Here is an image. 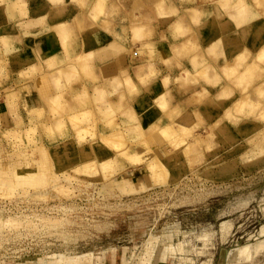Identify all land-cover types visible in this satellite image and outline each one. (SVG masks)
Masks as SVG:
<instances>
[{"label":"rangeland","instance_id":"1","mask_svg":"<svg viewBox=\"0 0 264 264\" xmlns=\"http://www.w3.org/2000/svg\"><path fill=\"white\" fill-rule=\"evenodd\" d=\"M76 1L84 11L83 17H90L91 8ZM19 7L21 13L26 14L22 6ZM103 12L95 18L92 16L93 19L105 15ZM52 28L64 38L68 54L69 43L73 42L70 23L56 22ZM136 29L135 34H143V27L141 31L139 27ZM88 53H85L88 59L83 56L74 59L82 65L84 77L91 78V69H83L93 56V52L90 56ZM257 59L263 61L264 53ZM47 63L51 69L55 62L50 58ZM54 74L50 76L55 77ZM57 75L71 81L76 78L74 65L71 70L59 71ZM49 89V85L42 82L38 86L43 108L53 118L51 123L42 124L49 138L64 136L63 117L66 116L75 130L78 145L99 140L97 148H104L99 149V158L93 156L73 166L61 167L66 160L59 148L46 151L40 147L32 158L26 153L12 154L30 144H43L31 140L25 145L19 132L4 133V140L8 144V140L13 139V146L12 149L9 145L8 148L0 146V264H61L64 254L69 264H76L81 255L91 254L92 260L84 263L264 264V104L256 107L249 103V97L245 98L246 105L239 104V111L243 112L239 114L245 116L241 121L258 115V128L250 135L234 139L217 136L212 129L208 133H193L176 123L164 127L152 125L147 129L135 125L137 130L129 133H125L128 127L118 128L106 136L98 133L96 125L98 122L113 125L117 111L107 103L105 89H100L101 95L100 90L95 89L90 95L85 87L76 97L81 100L94 96L92 107L80 109H88L81 114L72 110L64 115L61 91L52 94ZM259 96H264V91H260ZM161 100L164 108L166 104ZM98 104L104 106L103 117L93 119L94 106ZM250 108L257 109L249 111ZM245 110L248 112L244 113ZM238 120L235 118L234 122ZM84 121L88 123L81 127ZM159 130L169 140L175 135L178 139L175 142L184 146L175 149L158 138L149 143L155 148L153 155L167 166L169 175L159 163L160 172L154 174L155 185L120 193L113 181L120 178L136 184L144 181L143 157L136 152L143 149L139 144L147 145V135ZM35 131L34 127L26 131L28 141ZM195 137L201 140L197 142ZM194 141L191 149H186V142ZM89 147L82 148L80 154L91 156ZM107 149L110 155L105 156ZM148 153H152L151 148ZM152 161L159 162L155 157ZM124 162L141 166L139 170L129 169L124 167ZM149 233L157 236L152 249L154 254L144 255L143 241ZM179 243L181 251L167 250L170 244L175 248ZM240 247L249 248L250 255L235 260L233 252Z\"/></svg>","mask_w":264,"mask_h":264},{"label":"crops","instance_id":"2","mask_svg":"<svg viewBox=\"0 0 264 264\" xmlns=\"http://www.w3.org/2000/svg\"><path fill=\"white\" fill-rule=\"evenodd\" d=\"M80 1L91 8L90 17H83L84 11L76 0H0V146L9 145L12 149L13 139L7 144L3 136L7 131H17L23 144L29 145L34 140L43 145L30 144L12 154L26 153L32 158L40 147L46 151L56 147L66 160L61 167L93 156L99 158L98 151L104 148H97L99 140L78 145L66 116L64 136L49 138L42 124L51 123L53 118L43 108L38 91L41 82L49 85L52 94L61 91L63 115L71 109L81 114L88 109H80L92 107L94 96L81 100L76 97L84 87L90 95L96 87L104 88L107 103L117 111L116 123L108 126L98 122V133L110 134L125 127H128L125 133H129L137 130L135 125L147 129L176 123L193 133H208L212 129L217 136L234 139L250 135L258 128V115L241 121L245 116L240 115L243 112L239 111V104L246 97L256 107L264 104V96H259L264 91V60L257 59L264 51V0ZM19 6L26 14L21 13ZM190 9L197 12L193 17ZM102 10L105 15L93 19ZM56 22H68L73 29L68 54L63 37L52 28ZM136 27H144L143 34L136 35ZM86 51L93 52L89 62L91 78L84 77L82 65L74 59ZM50 58L55 62L51 69L47 63ZM73 65L76 78L69 82L59 78V71L71 70ZM226 66L234 67L233 75L226 74ZM247 71H251L249 76ZM243 73L245 77L241 80ZM53 74L55 77L50 76ZM161 99L165 101L164 108ZM94 107L93 119L102 118L103 104ZM252 109L257 108L248 110ZM235 118L240 120L235 123ZM87 123L84 121L80 126ZM30 127L36 131L28 141L26 131ZM155 138L175 149L184 147L175 142L178 141L175 135L169 140L160 130L147 135V145L138 143L143 149L133 151L142 155L146 177L139 184L124 178L113 181L120 193L155 185L159 163L169 175L167 166L153 155L155 148L150 144ZM195 138L197 142L201 140ZM194 143L186 142V149H191ZM84 147H89L91 156L80 154ZM146 148H151L152 153ZM104 153L110 155L109 149ZM154 157L159 162L152 161ZM140 166L124 162L129 169L139 170ZM76 264L86 263L76 259Z\"/></svg>","mask_w":264,"mask_h":264},{"label":"bare ground","instance_id":"3","mask_svg":"<svg viewBox=\"0 0 264 264\" xmlns=\"http://www.w3.org/2000/svg\"><path fill=\"white\" fill-rule=\"evenodd\" d=\"M259 1H261V0H259ZM261 2H263V1H261ZM190 11H191V17L192 16H194L195 15V13H197L196 12V10L195 9H190ZM193 13V14H192ZM239 16V15H238ZM56 27V26H55ZM60 27V26H59ZM141 27H139V30L141 31L142 29H140ZM144 28V27H143ZM136 29V28H135ZM137 30V29H136ZM58 31V30H57ZM60 31V30H59ZM140 31H139V33H140ZM143 31V30H142ZM62 32V31H61ZM138 31H136V33H137ZM63 33V32H62ZM72 34H73V32H72ZM137 35V34H136ZM139 35V34H138ZM69 46H70V43H69ZM211 47H212V45H211ZM212 49V48H211ZM90 53H91V51H89ZM90 53H88L89 54V56H90ZM263 53H264V51L262 50L260 53H259V55H263ZM91 55H93V53H91ZM88 55L86 54V55H83V58H85V59H88L89 57H87ZM91 58L92 57H90V60H91ZM78 59H82V56H80V58H78ZM89 60V61H90ZM106 60V59H105ZM86 64H88V63H85V65ZM84 65V66H85ZM89 65V64H88ZM88 65H86L83 69L86 71V67L88 68V71H89V69H91V68H89L90 66H88ZM92 67V66H91ZM254 69H255V67H254ZM234 67H232V66H226V68H225V72H227L226 74L227 75H232L233 73H234ZM89 72H91V71H89ZM251 74V71H247V74ZM246 74V76H249V75H247ZM241 77V79L243 80L244 79V77H245V74L243 73V75L242 76H240ZM239 77V78H240ZM116 81H119V80H117L116 79ZM85 88V87H84ZM102 90V88H98V87H96L95 88V90ZM104 89V88H103ZM260 89V88H259ZM99 91L98 93H100L99 95H101V93H102V91ZM83 93V92H82ZM81 93V94H82ZM85 93V92H84ZM83 93V94H84ZM107 93V92H106ZM83 94L81 95V97L83 96ZM87 93H85V95H86ZM105 96V95H104ZM79 97V96H78ZM101 97H103V95L101 96ZM53 98V97H52ZM55 98V97H54ZM57 98V97H56ZM99 98H100V96H99ZM248 98V97H247ZM56 100V99H55ZM57 101V100H56ZM162 101V100H161ZM246 101H248V100H245V101H243V106H244V103H245V105H246ZM165 102V101H164ZM54 103V102H53ZM59 104H61V103H59ZM165 104V103H164ZM163 104V105H164ZM49 106V105H48ZM241 106H242V104H241ZM240 105H239V107H241ZM56 107V106H55ZM62 109V108H61ZM59 110H60V108H59ZM71 111H72V109H71ZM61 112V111H60ZM58 114H59V112H58ZM61 114V113H60ZM75 116V115H74ZM132 117H134L133 115H132ZM123 125V124H122ZM116 131H117V129H116ZM149 131V130H148ZM9 132V131H8ZM109 134H106V136H108ZM132 135V134H131ZM107 138H109V137H107ZM120 139V138H119ZM65 147V146H64ZM147 149V148H146ZM147 150H149V149H147ZM158 161V160H157ZM85 166H86V164H85ZM78 169V168H77ZM80 171V170H79ZM84 171V170H83ZM97 186V185H96ZM56 189V188H55ZM45 190V189H44ZM36 193V192H35ZM44 193V192H43ZM38 195V194H37ZM39 195H41V193L39 194ZM50 199V198H49ZM8 218H10V217H8ZM62 219V218H61ZM41 220H43V219H41ZM40 220V221H41ZM6 221V220H5ZM45 221V220H44ZM54 221V220H53ZM58 221V220H57ZM9 222V221H8ZM52 222V221H51ZM61 222V221H60ZM59 223V222H58ZM7 224V223H6ZM56 225V224H55ZM5 226V225H4ZM177 226V225H176ZM163 231V230H162ZM173 233V232H172ZM190 233V232H189ZM187 234V233H186ZM165 235V234H164ZM210 236V235H209ZM173 237H174V235H173ZM22 238V237H21ZM186 238V237H185ZM157 240V236L156 235H154V234H152V233H149L148 234V236L145 238V240L143 241V245H144V255H151L153 252H152V249H153V245H154V243H155V241ZM182 240V239H181ZM187 241V240H186ZM195 241V240H194ZM208 241V240H207ZM158 242V241H157ZM188 242V241H187ZM191 243V242H190ZM199 244V243H198ZM155 246V245H154ZM259 248V247H258ZM178 250V251H181L182 250V244L181 243H179L175 248L173 247V245L172 244H170L169 245V247L167 248V250H169V251H173V250ZM187 250V249H186ZM258 250V249H257ZM157 252V251H156ZM175 252V251H174ZM257 252V251H256ZM172 253V252H171ZM236 253V254H235ZM154 254V253H153ZM159 254V253H158ZM157 254V255H158ZM176 254H178V253H176ZM175 254V255H176ZM233 254H234V256H233V258L235 259V260H237V259H239V256H247V257H249V255H250V250H249V248H247V247H240V248H237V249H235L234 250V252H233ZM174 255V256H175ZM64 257H63V260H62V263L63 264H68V262H69V260H68V258H67V256L64 254L63 255ZM168 256H171V255H168ZM173 256V255H172ZM185 256H187V255H185ZM177 257V256H176ZM92 254L91 255H81V256H79L77 259L79 260V262H83V261H85V260H87V259H91L92 260ZM178 258V257H177ZM181 258V257H180ZM29 261V260H28ZM130 262H132L133 260H132V258L129 260ZM91 262V261H90ZM238 262H239V260H238ZM61 263V264H62ZM58 264V263H57Z\"/></svg>","mask_w":264,"mask_h":264}]
</instances>
